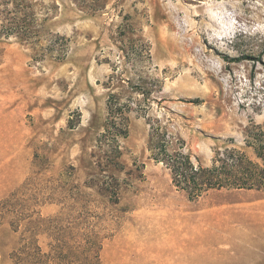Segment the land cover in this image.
Masks as SVG:
<instances>
[{"label": "rangeland", "instance_id": "374dc122", "mask_svg": "<svg viewBox=\"0 0 264 264\" xmlns=\"http://www.w3.org/2000/svg\"><path fill=\"white\" fill-rule=\"evenodd\" d=\"M20 2L32 32L0 36V264H264V192L189 199L149 149L158 126L210 165L264 123V0Z\"/></svg>", "mask_w": 264, "mask_h": 264}, {"label": "trees", "instance_id": "16d2710c", "mask_svg": "<svg viewBox=\"0 0 264 264\" xmlns=\"http://www.w3.org/2000/svg\"><path fill=\"white\" fill-rule=\"evenodd\" d=\"M10 3L15 5L10 8ZM0 5V36L32 32L33 13L27 11L20 0H0ZM139 46L142 51L148 52L146 44ZM141 93L147 97L150 92L142 90ZM125 121V110L120 108V111H113L105 128L110 133L109 137L116 139L117 136H125ZM111 127L116 130L113 131ZM151 128V157L166 165L172 184L185 192L189 199H198L211 190L221 189L264 192V123L247 126L240 146L235 144L233 137H228L222 146L215 147L210 165H203L199 161L195 163L189 153L170 150L158 126ZM97 256L93 264H99Z\"/></svg>", "mask_w": 264, "mask_h": 264}]
</instances>
